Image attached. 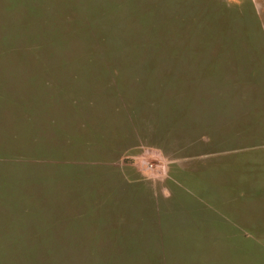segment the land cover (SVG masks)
<instances>
[{
    "label": "rangeland",
    "instance_id": "1",
    "mask_svg": "<svg viewBox=\"0 0 264 264\" xmlns=\"http://www.w3.org/2000/svg\"><path fill=\"white\" fill-rule=\"evenodd\" d=\"M0 264H264V0H0Z\"/></svg>",
    "mask_w": 264,
    "mask_h": 264
},
{
    "label": "trees",
    "instance_id": "2",
    "mask_svg": "<svg viewBox=\"0 0 264 264\" xmlns=\"http://www.w3.org/2000/svg\"><path fill=\"white\" fill-rule=\"evenodd\" d=\"M44 98V97H43ZM16 135V134H15ZM25 203V202H24ZM27 208V207H26ZM6 209V208H5ZM8 209H9V211L11 212V214H16V212L18 211V213L17 214H19V213H22V214H19V216H17V218H14V221L15 222H12V223H8V221H7V224L5 225V228H4V230H6V229H8L9 227L8 226H10L12 229H16V219H18V222H19V227L20 228H22L23 226H22V222H24L25 221V216H27L28 214H29V210H22L21 212H19L20 211V209H18V206L17 205H12V206H8ZM8 209H6L7 210V212H8ZM23 209H24V207H23ZM24 213V214H23ZM12 216H14V217H16V215H12ZM7 219V218H6ZM229 221V220H228ZM231 222V224L230 225H232L233 226V224H232V222L233 221H230ZM23 235V230H22V233H20V231L18 232V234H17V236L15 237L14 235H12V237H14V238H16L17 239V242L18 241H20V242H23V239H22V236ZM18 237V238H17ZM17 242H16V244H17ZM24 243H26V241L24 242Z\"/></svg>",
    "mask_w": 264,
    "mask_h": 264
}]
</instances>
